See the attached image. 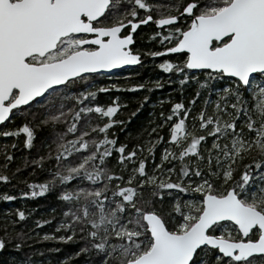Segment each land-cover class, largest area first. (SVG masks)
<instances>
[{"label": "snow or ice", "instance_id": "1", "mask_svg": "<svg viewBox=\"0 0 264 264\" xmlns=\"http://www.w3.org/2000/svg\"><path fill=\"white\" fill-rule=\"evenodd\" d=\"M146 59L168 78L98 80ZM141 90L126 120L101 99ZM16 117L0 134L23 137L43 180L10 175L5 146L0 184L24 188L0 200L59 211L25 231L30 212L6 209L0 264H264V0H0V123ZM49 241L73 250L33 247Z\"/></svg>", "mask_w": 264, "mask_h": 264}, {"label": "trees", "instance_id": "2", "mask_svg": "<svg viewBox=\"0 0 264 264\" xmlns=\"http://www.w3.org/2000/svg\"><path fill=\"white\" fill-rule=\"evenodd\" d=\"M150 29L144 28L141 30L140 35L145 39H142L140 43L144 44L146 47H150L151 45L147 44L146 38L150 36ZM158 61H152L150 59H146L144 64L137 66L133 69L126 70L123 72H119L117 74H112L110 77H99L98 80L102 83L109 84L110 82H119L122 84H131L133 82L143 81L147 82L149 80H155L158 77H163L165 80L168 78L166 73H163L161 70L156 67ZM128 73L132 75L128 77ZM127 77V79H126ZM169 86L165 84L164 89H158L153 91L151 95L152 101H157L161 96L168 94ZM146 94H149L143 90L136 92H112L108 94H101V99L104 101L109 100L111 96H120L121 101L127 102V107L123 108L118 118L127 119L128 115L131 114L137 107H139V101ZM177 96L173 94V99H176ZM167 108V105L164 106ZM159 111V105L153 104L152 102L144 104V106L140 109V111L132 118L131 122L128 123L127 128L123 133L120 134V139L124 140L126 138H136L141 132L147 128L149 121L152 118L153 109ZM20 124V118H12L8 122H6L3 126L0 127V133L3 131L14 130ZM22 136H4L0 134V153L3 152L5 146H7L8 151H11L14 155V159L8 163L9 174L11 175L16 167H20L23 169L22 175L24 177H28L30 179H35L37 181H42L43 177L31 176L32 169L31 167L25 168L26 157L28 153L21 146L22 144ZM15 144L16 147L13 148L12 145ZM4 164V160L2 155H0V165ZM23 184H17L16 180L13 179L10 185L0 184V193L9 192L16 193L18 189H23ZM16 208H23L30 212L29 219L24 223L23 227L25 231H28L29 228L32 227V221L37 218H48L49 216L55 215L56 212L59 211L56 208V201L52 196H45L36 199H17L12 202H3L0 200V216H3L6 209H12L15 211ZM55 208V212L52 211ZM53 225H45L42 228L38 229V231L43 234L45 231H51ZM36 249L45 250L47 253L48 250L55 251V248L60 247L62 251L58 253V256H63L66 253H69L73 250L72 245H60L56 242H37L33 245ZM39 258V257H38ZM57 256H53L52 259L55 260ZM72 264H78V261H73Z\"/></svg>", "mask_w": 264, "mask_h": 264}, {"label": "water", "instance_id": "3", "mask_svg": "<svg viewBox=\"0 0 264 264\" xmlns=\"http://www.w3.org/2000/svg\"><path fill=\"white\" fill-rule=\"evenodd\" d=\"M137 66L133 65V66H124L122 69H117V70H114L113 71V74H117L119 72H123V71H126V70H130V69H133ZM10 120V119H9ZM9 120L3 122V123H0V127L3 126L6 122H8Z\"/></svg>", "mask_w": 264, "mask_h": 264}]
</instances>
